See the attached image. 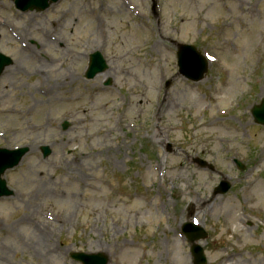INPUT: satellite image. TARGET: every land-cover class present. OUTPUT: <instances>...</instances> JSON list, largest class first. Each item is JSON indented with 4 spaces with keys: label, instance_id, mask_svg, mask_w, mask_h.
I'll list each match as a JSON object with an SVG mask.
<instances>
[{
    "label": "rangeland",
    "instance_id": "rangeland-1",
    "mask_svg": "<svg viewBox=\"0 0 264 264\" xmlns=\"http://www.w3.org/2000/svg\"><path fill=\"white\" fill-rule=\"evenodd\" d=\"M176 42L209 59L200 82L179 75ZM0 51L13 58L0 147L29 148L4 175L0 264H80L76 251L192 264L191 219L208 232L207 264H264V126L251 114L264 97V0H60L40 12L0 0ZM95 51L109 75L89 80ZM222 180L230 191L214 193Z\"/></svg>",
    "mask_w": 264,
    "mask_h": 264
},
{
    "label": "water",
    "instance_id": "water-1",
    "mask_svg": "<svg viewBox=\"0 0 264 264\" xmlns=\"http://www.w3.org/2000/svg\"><path fill=\"white\" fill-rule=\"evenodd\" d=\"M58 0H15L16 6L21 10L38 9L44 10L50 6L51 3ZM12 63L11 58L0 53V75L6 66ZM178 64L180 67V74L186 76L193 81L202 80L207 72L208 63L205 58L197 51L194 46L181 45L178 50ZM107 69V64L100 52H95L91 55V63L86 74L87 78H94L98 73ZM253 116L257 123L264 125V98L260 105L254 106L252 110ZM43 153L47 156L50 150L47 147L42 148ZM27 152L26 148L19 150L0 149V197L10 195L12 192L7 188L6 181L2 179V175L7 169L13 168L19 164L24 154ZM238 162V161H237ZM202 165H206L205 161L201 160ZM239 167L244 169L242 163L238 162ZM231 188V184L223 181L219 187L216 188V194H225ZM189 240L192 243V251L195 257L194 264H206V257L204 250L195 242L201 238H205L207 234L202 228L187 225L185 228ZM72 258L82 262L83 264H108L109 257L105 253H84L74 252L71 254Z\"/></svg>",
    "mask_w": 264,
    "mask_h": 264
},
{
    "label": "bare ground",
    "instance_id": "bare-ground-1",
    "mask_svg": "<svg viewBox=\"0 0 264 264\" xmlns=\"http://www.w3.org/2000/svg\"><path fill=\"white\" fill-rule=\"evenodd\" d=\"M22 46L25 48V49H27V50H25V51H32L33 50V47L32 46H29V45H27V44H24L23 42H22ZM128 55V53L124 56V57H126ZM124 57H122L121 59H123ZM47 67V66H46ZM47 69L48 70H50V68L49 67H47ZM105 77L106 76H108L109 75V73L108 72H106V73H104L103 74ZM48 82L49 83H51V81H50V79H48ZM55 90V87L54 88H49V92L50 93H52L53 91ZM171 103L173 104V102L171 101L170 103H169V105H171ZM168 105V106H169ZM208 125L209 126H216V125H218V122L216 121V120H210L209 121V123H208ZM232 130H235V131H239L238 129H236V128H232ZM8 131H10V128L8 129ZM30 145H34V146H36L37 145V143H36V140H33L32 141V143L30 144ZM257 182V184H258V191H259V193H260V197H261V199L262 200H264V185L262 184V183H260L259 181H256ZM46 185H48V183H46ZM46 187V186H45ZM194 202V205L196 206V208H195V206L193 205L192 206V209L194 210V209H200V200L199 201H197V202H195V201H193ZM216 204V201H214V205ZM50 226V223H47V222H41V225H40V228H39V230H38V232H39V234L41 235V236H46V231L48 230V227ZM171 242H172V244L174 245L175 243H177L176 241H175V239L173 238V240H171ZM177 245V244H176ZM226 261H228L229 263H231L232 262V257H226ZM258 264H262L260 261H258Z\"/></svg>",
    "mask_w": 264,
    "mask_h": 264
}]
</instances>
